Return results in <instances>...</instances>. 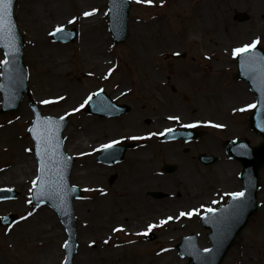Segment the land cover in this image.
I'll return each mask as SVG.
<instances>
[{
  "label": "rangeland",
  "instance_id": "obj_1",
  "mask_svg": "<svg viewBox=\"0 0 264 264\" xmlns=\"http://www.w3.org/2000/svg\"><path fill=\"white\" fill-rule=\"evenodd\" d=\"M31 1L16 0L14 5V16L23 36V60L28 70L29 96L37 102L43 114L68 115L69 122L64 131V137L65 149L69 151V154L78 157L81 151L86 150L91 143L127 138L133 135V132L159 131L161 127L172 124L168 122L171 119L168 120L169 118L165 115L178 114L179 119L175 120L177 123L179 120L189 121L193 118L200 121L199 129L205 132L208 142L212 145V148L208 147L205 151L215 153L220 158L216 163L204 167L198 163L195 154L192 158L195 168L184 169L183 167L176 173L162 176L168 182L165 187L159 183L138 184L143 177L155 178L157 175L154 171L163 163L174 162V158L168 154L171 150L165 149L166 145L155 144L154 148L147 146L134 153L133 150H129L122 161L111 167L102 165L94 159L90 160L88 157L77 158L70 181L83 187L84 192L82 199L74 201L78 246L73 264H76L82 254L81 241L85 244L83 251L87 249L86 254H89L90 258L93 256V261L97 264H105L106 259H95L94 256L103 257L104 254L117 248L124 251V255L121 252L120 258L132 256L131 263L127 264H158L150 261L149 257L161 251L174 252L179 263L186 264L187 259L178 255L176 243L182 235L197 232L199 244L208 246L207 231L199 224L196 217H181L179 213L183 210L186 212L185 210L199 203L203 206L201 209L212 206L210 198L215 197L216 193L224 196L222 190H236L241 186L237 177L240 164L237 161L228 160L223 153L228 140L244 139L249 145H258L262 141V138L250 128V114L253 107L249 108L248 105H254V94L250 92L247 84L236 76V56L232 55V50L259 38L257 47L264 51V8L260 10L258 0H163V2L153 0L152 4L131 0L127 38L122 44L116 45L112 42L107 30L106 0H85L86 4H80L82 0H77V6L74 7L72 5L74 0H62L70 20H73V16L77 13L80 14V8L97 10L91 15L95 22L92 29L103 33L104 39L101 45L103 53L100 58L108 61L107 68H101L100 64L95 67L89 66V61L84 58L85 51L79 43L81 27L78 18L73 23H60L48 29L49 45L58 50L60 57L65 58L67 82L70 84H68V94L71 96L73 93L72 85L78 91L74 94L76 97H72L66 105V100H57L55 96L49 98L55 95L53 85L40 86L31 77L36 72L38 61L34 58V47L30 43L29 25L26 24L25 18H22L25 5ZM239 11L247 12L249 19L238 21L235 17ZM58 26L66 29L74 27L77 31L75 40L72 43L53 41L50 32ZM207 38H212L213 41L208 43ZM173 53L184 54V56L178 58L173 56ZM46 57L51 59L53 55ZM0 60H2L1 52ZM165 77L169 80L162 92L166 94L167 103L163 105L155 98L144 100L141 104L133 102V91L141 92L146 87L151 91L150 88H156L154 86L160 88ZM170 84L175 88L176 94H171ZM99 87L112 96H116L119 101L127 102L131 105V110L112 121L98 120L88 115L80 105L87 94ZM151 93L159 94L156 89H153ZM69 95L68 98H70ZM44 100L50 103H41ZM23 104L25 110L22 109ZM73 109L78 110L73 111ZM155 113L162 115L159 117L162 123L147 120L148 116H154ZM140 118L142 121H139ZM30 119L31 111L25 96L17 110L0 113V137L4 136L2 132H5V129L10 128L14 134L13 139L19 138L18 149L22 147L24 155L32 156V151L25 153V147L32 149V142L26 134ZM215 125H221V127ZM83 133L85 135H82ZM79 140L81 144L69 146L71 142H79ZM13 147L12 138H5L0 142V171L5 170V167L12 162V156L16 154ZM179 149L173 151L177 153ZM183 150L188 153L189 149ZM226 162L232 163L225 165L231 167L228 181L219 176V169ZM147 170L154 174L144 173ZM32 174L33 170L18 177L23 181L21 188L13 186L18 191L15 199L0 201V215L6 213L17 215V221L13 226H0V260L3 261L1 264H9L14 259L15 264H23L27 261L22 258L23 248L28 241L23 234V229L42 210L51 214L55 227L59 231L54 241L59 254L51 259H54V264H62L64 257L62 245L66 237L57 215L47 206L37 207L27 203L26 188L28 182L32 181ZM258 174L259 207L248 219L221 264H238L245 252L255 264H264V225L262 224L264 221V163L260 166ZM4 183L8 187L13 185L9 180H5ZM97 186H101L105 194H101V189H97ZM183 189L187 192L188 198L180 195ZM155 190L173 194L177 201L171 199L175 201V204L170 205L166 202L167 196L154 199L147 195V192ZM131 191L133 195L130 194ZM139 200L143 203L149 202L150 207L141 211L137 210L132 201L139 203ZM150 201L155 203L151 204ZM101 205L107 206V209L104 210ZM132 209L134 217L129 215ZM29 212L32 215H27ZM79 213L82 215L80 216ZM166 216H171L177 221L181 218L186 220H181V224L176 223L169 230L167 224H159ZM95 219L108 226L103 231L93 230L89 227V222ZM117 224L129 230L130 233L111 232L109 226ZM149 224H154L156 227L147 231ZM105 230L109 232L106 233ZM147 232L154 233L153 239L145 238ZM2 238L9 242L5 252H2L4 245ZM43 247L45 248L44 245ZM42 250L40 243L33 248L28 256L32 264H41L39 257ZM136 253L148 256L136 258L133 263L132 254ZM121 261L125 262V258Z\"/></svg>",
  "mask_w": 264,
  "mask_h": 264
},
{
  "label": "bare ground",
  "instance_id": "obj_2",
  "mask_svg": "<svg viewBox=\"0 0 264 264\" xmlns=\"http://www.w3.org/2000/svg\"><path fill=\"white\" fill-rule=\"evenodd\" d=\"M260 5V10H263L264 8V0H258ZM85 0H82V3L80 4H86ZM64 2L62 0H32L30 3L25 5V8L22 11V18H25L26 24L29 25V34H30V43L32 47H34V58L38 61L36 72H34L31 77L33 78L34 82H36L38 85H53L55 88V95L50 96L49 98H55L60 99L62 98L64 101L66 100V105L68 101H71L72 97L75 93H77V89L73 87V93L70 96L68 94L69 86L67 82V75H66V68H65V58L63 56L60 57V53L57 49H54L49 45L48 42V36L47 31L51 27L60 24V23H68L70 21V17L67 16V10L65 11ZM77 0H74L72 3L73 7L77 6ZM85 12H91L90 9H87V7L80 8V14H76L73 16V18H78L80 22L81 27V34H80V46L84 49L85 55L84 58L89 61L90 67H95V65H101V68H105L108 62L105 59L100 58L101 54L103 53V48L101 47L102 41L104 39L103 33H100V31L95 32L93 31V27L95 22H93V16L92 14L85 16L83 15ZM207 42L210 43V41H213L212 38H207ZM37 44V46H36ZM41 46V47H39ZM51 47V48H50ZM55 56V54H57ZM52 54L53 57L47 59V55ZM55 56V57H54ZM108 67V66H107ZM106 67V68H107ZM70 85V84H69ZM61 90L60 92H58ZM58 92V93H57ZM71 92V91H70ZM68 95L70 98H68ZM69 100H68V99ZM28 99V98H27ZM79 99H77L78 101ZM22 109L25 110V105H22ZM5 132H2L3 137H0V142L3 141L5 138H12V143H14L13 150L16 151V154L12 156V162L10 165H8L5 170L0 171V186H5L6 183H4L5 180H9L12 182L13 185L21 188L22 181L19 180V176L28 173L31 170H35V159L30 155H24V149L21 147L18 149V141L19 138L13 139L14 134L12 133L11 129H5ZM82 135H85L83 133ZM80 138V136H79ZM77 138V139H79ZM84 138V137H83ZM79 142L73 141L69 144L70 147L72 145H79L81 144ZM97 146V144H96ZM18 149V150H16ZM232 164L230 162H226L224 165H222L219 169V176L222 179L227 180V178H230V166H225ZM228 181V180H227ZM159 183L161 186L165 187L167 186L168 182L161 177H155L148 179L146 178L144 181L142 180L141 183L138 185H143V183ZM198 184V183H197ZM201 192V189H199ZM133 195V191H131ZM183 197H186L184 195ZM133 200V196L131 197ZM177 201V200H175ZM174 200H170L167 203L170 205L175 204ZM184 201H186V198H184ZM133 205L136 206V209L141 211L143 209H146L149 205V202L143 203L141 200H139V203H136L135 201H132ZM143 203V204H140ZM151 204H154L155 202H151ZM104 210L107 209V206L101 205ZM80 216L82 215L79 213ZM130 217H134L133 209L131 210V213L129 214ZM167 220V219H166ZM160 224V223H159ZM168 225L169 230L172 229L176 225V220H167V222L164 225ZM264 225V221L262 222ZM118 225V224H117ZM109 226L110 230L113 231L114 228H118V226ZM108 226L107 224L102 223V221L95 219L93 222H89V227L93 228V230L96 231H103L104 228ZM262 226V225H261ZM264 227V226H263ZM23 234L26 238H28V241L26 242L23 250L24 253L22 255L23 259H27L26 262L23 264H32L30 259H28L29 254L32 252L33 248L36 247L39 243L42 246V254L39 257L41 264H54V257H57V254H59L57 245H55L54 241L57 239V235H59L58 229L55 227V221L52 219L51 214L46 211L42 210L38 215L34 216L33 221H29L26 227L23 229ZM84 231V230H82ZM124 232H128L129 230L123 229ZM106 233L109 231L105 230ZM108 235V234H107ZM10 241V240H9ZM3 247L2 252H5L7 250V245L9 242L2 238ZM45 246V248L43 247ZM84 241L80 242V252L82 254L77 259L76 264H97L95 261H93V256L90 258L89 254H86V250L84 249ZM13 250V249H12ZM14 251V250H13ZM114 251V252H113ZM111 250L108 252V254H104L103 257L94 256L95 259H106L105 264H127L131 263V255H128L126 257L120 258L121 255H124V251L121 248H117L114 250ZM112 252V253H111ZM122 252V254H121ZM133 255V263L135 262L136 258L141 257H147L148 255L136 253ZM125 258V262H122ZM150 261H154L158 264H180L178 259L175 256L174 252H158L154 255H150L149 257ZM15 261V259H14ZM13 262H9V264H15ZM3 261L0 260V264ZM238 264H255L254 261L247 256L246 252L242 256V258L239 260Z\"/></svg>",
  "mask_w": 264,
  "mask_h": 264
},
{
  "label": "water",
  "instance_id": "obj_3",
  "mask_svg": "<svg viewBox=\"0 0 264 264\" xmlns=\"http://www.w3.org/2000/svg\"><path fill=\"white\" fill-rule=\"evenodd\" d=\"M14 1V0H13ZM126 1H121L116 5L115 10L121 9L122 14H113L114 28L117 35H115L116 42H121L125 39L126 35V24L125 19L127 17L128 5ZM124 8V9H123ZM120 10V11H121ZM115 17V18H114ZM242 18V17H241ZM67 33L63 38L64 40L73 39V30L69 32H59ZM17 51L13 57H9L11 63L3 69L2 75V88L7 96H10L9 102L3 103V109H15L18 106V102L22 97V93L26 92V76L25 69L22 64L21 53L19 51V43L16 42ZM254 57H264V54L259 50H254L252 54ZM238 74L244 78L251 86L254 91L257 93V105L252 114V125L253 128L259 131L264 136V82L258 76L255 68H246L244 66L245 57L239 56L238 58ZM9 88V90L7 89ZM10 91V93H8ZM102 100L99 99L98 103L94 99L90 105L91 110H99L101 107H104ZM31 107L35 110V124H36V114L39 113L35 104L31 103ZM125 108L124 110H126ZM44 118V117H41ZM56 122V132L55 136L58 137L61 130L63 129L64 122L52 118ZM60 145V144H59ZM232 147H229V149ZM43 151V149H39ZM242 150L246 153L247 157L240 156V160L243 163V179L245 182V187L247 190L246 197L241 201V209L238 211L237 216H234L233 219L223 218H214L204 224L212 229V232L209 233V239L211 241V249L209 251H201L197 246V237L192 236V240L187 242V238L184 239V242L178 245V247L188 255L189 263L188 264H220L222 257L229 248L231 242L236 237L237 233L244 225L247 217L251 214L257 207L255 200V192L257 189V168L264 160V143L259 147L247 148ZM123 152V151H122ZM237 156V155H236ZM39 157V156H38ZM60 158V157H59ZM238 158V157H237ZM40 159V157H39ZM49 167H51L49 165ZM55 175V173H52ZM64 186L66 187L67 183V172L63 170ZM66 189V188H65ZM6 192L0 191V194ZM13 194V193H12ZM70 196L67 193L66 203L61 204L59 199H50L47 200L53 205L57 206L62 210L64 216L68 214V205L70 201ZM236 200L233 201V207H236ZM7 220L11 221L13 218L12 215H9ZM5 218V219H6ZM68 221V218H67ZM71 226H73L71 220Z\"/></svg>",
  "mask_w": 264,
  "mask_h": 264
},
{
  "label": "snow or ice",
  "instance_id": "obj_4",
  "mask_svg": "<svg viewBox=\"0 0 264 264\" xmlns=\"http://www.w3.org/2000/svg\"><path fill=\"white\" fill-rule=\"evenodd\" d=\"M138 2H143L146 4H152L153 0H138ZM163 2V0H161ZM97 11L93 9L92 12H85L83 15L88 16ZM76 18L70 20L69 23H73ZM64 31L63 26H58L55 30L56 33ZM55 34V33H54ZM259 38H256L251 43L244 44L240 47L234 48L232 50V55L235 56H243L245 57L243 63L246 68H255L258 73L259 78L262 82H264V57H254L252 54L254 53V49L257 44H259ZM0 46L3 47L6 51H4L5 59L0 60V65H3L5 68L11 63L9 57H13L17 51L16 47V36L14 31L13 24V0H0ZM111 71V70H109ZM2 87V86H0ZM62 99V98H60ZM92 99V96L89 95L88 98L84 101L80 107H84ZM41 103L48 104L50 101L44 100ZM249 108L254 107V105H248ZM78 109H73V111H77ZM61 120L63 117L60 118ZM169 119L178 120L179 117H169ZM36 125L40 131L37 133V129L33 128L31 131L36 134V139L38 141L37 144V156L40 157V175L37 176L36 180L32 181L33 189L36 191V197L38 201L42 197H48L50 199H59L61 204L66 203L67 191L64 186V178H63V169L60 161L58 159L59 156V143L56 141L55 132H56V122L50 118L45 117L41 118V116L36 114ZM216 127H221V125H215ZM173 130L171 128H167L163 133H159L160 135H164L165 133H170ZM153 135V134H149ZM117 141H111L109 144L101 145L102 149H109L113 147ZM43 149L40 151L39 149ZM31 151V149H29ZM51 165V167H49ZM53 169H55V175H53ZM74 190V189H73ZM227 195L231 196L233 200H238L239 198L244 197L245 193L243 191L240 192H231ZM28 203H32L31 200ZM213 203H216L214 201ZM37 207L39 204L36 205ZM203 207V206H201ZM199 209H193L188 212H180L179 216H188L191 217L193 214L197 213ZM218 211L216 208H207V212L215 214ZM27 215H32L29 212ZM21 219H26V217H21ZM173 217H168L167 220H172ZM167 220H162L160 222L161 225L165 224ZM156 225L149 224L147 226V231H151ZM122 226L119 228H114L113 231H122ZM65 247H67V242L65 243ZM205 251H209L205 249Z\"/></svg>",
  "mask_w": 264,
  "mask_h": 264
},
{
  "label": "flooded vegetation",
  "instance_id": "obj_5",
  "mask_svg": "<svg viewBox=\"0 0 264 264\" xmlns=\"http://www.w3.org/2000/svg\"><path fill=\"white\" fill-rule=\"evenodd\" d=\"M208 147L212 148V145H210V142H208L207 139L194 140L190 143H185L184 141L178 140L177 142L170 144L167 149L171 150L168 152V154L172 156L175 161L185 168H190L194 167L195 163L193 162L192 158L195 156V154L198 155L199 153H202L201 151H205ZM174 148H180V151L176 153L173 151L175 150ZM184 148L189 149L188 153L186 150H183ZM199 150L200 152H198Z\"/></svg>",
  "mask_w": 264,
  "mask_h": 264
}]
</instances>
